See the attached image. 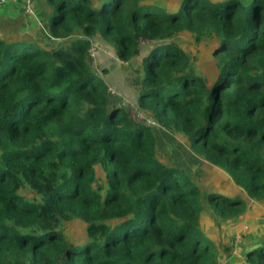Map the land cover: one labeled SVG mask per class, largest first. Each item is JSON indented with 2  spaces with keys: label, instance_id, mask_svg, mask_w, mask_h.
I'll return each mask as SVG.
<instances>
[{
  "label": "trees",
  "instance_id": "trees-1",
  "mask_svg": "<svg viewBox=\"0 0 264 264\" xmlns=\"http://www.w3.org/2000/svg\"><path fill=\"white\" fill-rule=\"evenodd\" d=\"M32 2L43 40L0 34V264L232 258L206 220L221 227L264 210V0ZM182 32L213 41L215 73L196 76L176 41L149 48L138 106L151 118H133L92 64L93 38L128 62L145 41ZM150 121L182 135L206 166L161 160ZM210 165L227 182L206 194ZM70 223L85 225L82 240L68 236ZM242 246L243 262L264 264V237Z\"/></svg>",
  "mask_w": 264,
  "mask_h": 264
},
{
  "label": "rangeland",
  "instance_id": "rangeland-1",
  "mask_svg": "<svg viewBox=\"0 0 264 264\" xmlns=\"http://www.w3.org/2000/svg\"><path fill=\"white\" fill-rule=\"evenodd\" d=\"M35 33L39 40H41L40 37H42V40L45 37H43V33L40 31V28H38ZM60 41L61 40H46V42H51L50 44L52 46L59 45ZM92 41V51L89 52L91 62L99 73V76L104 77L106 82H109L112 90V101L117 103L120 107L128 109L135 119H138V113L145 118H151V116L144 113L138 106V99L141 95L139 81L143 72V59L149 48H153L154 46L165 42L176 41L189 53L192 61L193 73H195L196 76L208 78L216 71L215 58L211 54L213 41L210 40L200 44L196 43L189 32H182L169 40L154 42L145 41L142 44L139 55L135 56L128 62L120 60L116 56L114 48L107 43H104L102 39L96 37L93 38ZM104 67L108 71L114 74L116 73V83L111 81V78L103 75ZM150 122L154 125V130L159 136L161 145L159 154L161 160L169 163L173 161L178 165L188 163V167H193L194 171L206 166V162H202L196 157L193 158L194 154L190 150L188 143L182 135L165 129L157 122ZM208 171L210 175H206L202 179L200 178L201 181L204 180L206 183L213 182L214 184L212 183V185L217 187H221L226 184L227 180H221L218 175L212 177L213 174H216V168L214 166L210 165ZM102 175L103 174L100 170L98 176L99 182H103ZM200 186L201 189L204 187L203 191L206 194H208L213 187L207 186L206 184H200ZM22 193L27 197H37L38 199L40 197L36 192L29 188H24ZM256 216H259L257 220ZM206 224L211 236L219 244L221 249L226 250V253H228L227 255L233 257L236 254L235 256L245 259L242 245L249 241V237L257 238L262 234L264 235V210H256V212L253 211V213L244 216L238 221H229L223 224L220 222L221 227H218L215 222H212L208 218L206 220ZM67 226V233L69 237H72L76 241H80L84 238L85 225L83 223H70ZM258 230H260V232ZM243 261L244 260H234L229 264H248Z\"/></svg>",
  "mask_w": 264,
  "mask_h": 264
},
{
  "label": "crops",
  "instance_id": "crops-1",
  "mask_svg": "<svg viewBox=\"0 0 264 264\" xmlns=\"http://www.w3.org/2000/svg\"><path fill=\"white\" fill-rule=\"evenodd\" d=\"M46 0H33V6L39 7L43 3H45ZM3 4V5H2ZM0 34L6 35L7 37H16L20 35H32L36 37L37 29L42 26L40 18L38 17V14L36 15V12L31 13L32 11L27 10L23 6V2L21 0H0ZM104 43H106L104 40H102ZM108 44V43H107ZM109 45V44H108ZM111 46V45H110ZM104 60V59H101ZM105 67L103 68V70ZM103 75H106L107 77L111 78V81L116 83V76L114 73L110 71H103ZM111 76V77H110ZM123 78V75H122ZM109 84V82H107ZM110 86V84H109ZM214 187V185H213ZM230 188L232 191H235V187L233 183L230 181ZM224 193H228V190H222ZM260 232V230H258ZM259 237H264V235H260ZM232 259L235 261H241L243 260L241 257L234 256L232 258L226 259L224 258L220 264H228V262H231Z\"/></svg>",
  "mask_w": 264,
  "mask_h": 264
},
{
  "label": "built area",
  "instance_id": "built-area-1",
  "mask_svg": "<svg viewBox=\"0 0 264 264\" xmlns=\"http://www.w3.org/2000/svg\"><path fill=\"white\" fill-rule=\"evenodd\" d=\"M25 8L29 11H32L31 13H33V9L31 8V0H25ZM34 14V13H33ZM92 51V48H91ZM111 90V88H110ZM112 91V90H111ZM138 119L137 120H143L145 119L144 116L140 115L139 113L137 114Z\"/></svg>",
  "mask_w": 264,
  "mask_h": 264
}]
</instances>
